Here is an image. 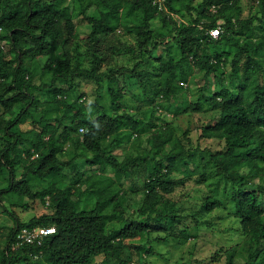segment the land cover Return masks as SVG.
I'll return each instance as SVG.
<instances>
[{
    "label": "trees",
    "instance_id": "16d2710c",
    "mask_svg": "<svg viewBox=\"0 0 264 264\" xmlns=\"http://www.w3.org/2000/svg\"><path fill=\"white\" fill-rule=\"evenodd\" d=\"M196 2L0 0V40L10 46L7 50L0 45V207L5 208L2 203L7 197L12 207L25 211L37 200L49 209L27 221L14 219L6 248L0 250L1 264H29L33 260L38 264H97L98 258L102 264H132L124 254L129 240H144L154 232L168 236L173 232V236L189 240L190 228L174 234L176 225L187 219L166 195L176 189L172 175L190 161L202 167L205 176L208 167H213L230 185L224 188L225 199L219 197L218 184L203 204L207 214L230 205L240 220L246 240L232 249L227 264H264V0H258V13L247 19L243 18L242 0ZM174 15H188L190 22L170 30L168 22ZM80 16L91 26L90 42L110 37L120 28L136 37L141 61L134 68L122 67L119 73L148 78L150 73H138L139 67L152 61L159 46L167 45V55L152 61L157 64L154 76L159 79L157 96L161 101L171 102L196 74L213 76L216 85L206 81L199 99L189 108L202 112L206 104L207 110L220 113L215 124L203 128L202 137L224 142L225 150L198 146L185 151L175 141V151L164 153L168 142L173 146V133H155L153 139H162V144L154 151L136 157L115 156L113 152L126 136H140L142 118L124 108L121 100L125 91L117 88L118 71L106 73L105 59L94 54L90 68L80 67L83 55L74 56L71 49V42L78 38L75 20ZM156 20L161 25L154 31ZM216 27H221L218 39L210 35ZM167 38L175 45L169 46ZM230 47L236 49L234 56ZM40 62L42 76L50 74V80L38 85L34 66ZM228 67L231 72H226ZM76 76L95 79L102 88L107 82L110 106L96 103L88 107L82 98L71 103ZM58 81L70 89L60 88ZM39 92L47 94L45 102L38 97ZM27 122L32 128L21 130V124ZM82 128L84 134L80 133ZM111 137L115 139L107 145ZM67 145L83 148L90 155L76 154L65 162ZM80 156L93 172L85 179L90 184L86 192L97 198L91 209L81 208L84 201L83 192L78 193L76 187L79 180L74 185L62 181V177L67 179L65 168ZM144 164L154 167L148 173L140 218L134 219L120 203L130 174ZM47 179L48 184L36 190L38 181ZM24 198L31 203L24 204ZM38 226L55 227L56 231L41 245L13 250L19 231ZM139 249L148 255L153 250L151 245Z\"/></svg>",
    "mask_w": 264,
    "mask_h": 264
},
{
    "label": "rangeland",
    "instance_id": "374dc122",
    "mask_svg": "<svg viewBox=\"0 0 264 264\" xmlns=\"http://www.w3.org/2000/svg\"><path fill=\"white\" fill-rule=\"evenodd\" d=\"M200 1L202 0H197L196 4ZM242 7L244 12L243 18L247 19L258 13L259 2L258 0H242ZM75 21L79 33L78 38L74 42H71V49L74 56L78 55V53L83 55L79 58V61L81 60L80 67L85 69L90 68L94 61V54L105 59L103 70L106 73L110 74L113 70L118 71L115 74L117 88L121 87L125 91V97L121 100L124 108L128 113H136L142 118V128L139 131L140 136L138 138L136 136L135 138L126 136L124 142L113 152L115 156L136 157L137 155H145L154 151L156 145L162 144V139L158 141L153 139L155 133H165L166 135L173 133V146L168 142L163 149L164 153L172 150L173 152L175 151V141H178V145L185 151H191L198 146L212 148L214 151L225 150L224 142L202 137L203 128L215 124L220 118V113L218 111L207 110L206 104L205 111L202 112H194L189 108L191 103H195L199 99L201 94L200 89L206 81L209 80L213 86L216 85V80L213 76L206 78L204 77V73L196 74L190 78L189 83L185 84L186 89L172 99L171 102L161 101V98L157 96L160 89L159 79L154 76L156 73L154 72V68L157 67V64H154L152 61H157V58L161 55H167V45L159 46L153 51L151 56L152 61L150 60L148 64L139 67L138 73L142 71L150 73L148 78L139 79L131 72L119 73L122 67L134 68L141 61L140 49L135 36L128 34L123 28H120L110 37L103 38L99 42L94 43L87 40V37L91 33V26L86 18L80 16ZM182 22H190V17L188 15H185V17L174 15L173 19H170L168 22L169 29L173 30ZM255 24L257 23L255 22ZM160 25V21L156 20L152 29L155 31L160 28ZM162 39H164V36ZM168 40L167 38L165 41L169 42V46L175 45L173 40ZM9 49L10 46H7V50ZM229 50L232 56H234L236 49L230 47ZM172 51H174L178 59L179 53L177 49L173 48ZM244 61L245 59L240 62L241 66ZM41 64L43 63H35L34 66L38 70V85L50 80V74L45 77L42 76ZM226 72H231L230 67L226 68ZM241 73L240 71L239 74L241 75ZM106 83L102 88L95 79L87 76H76L74 79L75 87L70 95V102L72 103L82 98L85 99V105L88 107H92L96 103L109 107V87ZM57 86L66 90L70 89V85L62 84L59 81L57 82ZM207 93L205 92L204 94L209 96ZM38 97L43 102L48 98L45 92H39ZM158 105H161L163 110H159ZM28 120L31 119L29 118ZM67 123L68 120H66L63 126ZM28 124L30 122L21 124L19 128L26 131ZM19 128L17 127V129ZM80 133L82 134L81 131ZM114 139V137L109 138L106 144L109 145ZM66 150L63 157V161L65 162L70 161L76 154L83 155V153H86L83 148L77 149L73 145H67ZM163 152L161 154H164ZM86 154L88 155L89 153ZM208 158L209 156H206V160ZM84 159L82 156L77 157L71 167H66L64 174L67 175V179L62 177V181L66 180L68 184L74 185L79 180L80 185L77 183L76 187L80 190L78 193L83 192L82 199L84 203L81 208L91 209L94 207L97 198L91 193L86 192L90 184L86 183L85 179L92 175L93 172L90 168L88 169ZM200 165H203V162ZM153 167L154 164L142 165L134 170L126 181L124 200L120 204L125 213L131 218H140L139 209L143 206L146 197L148 173ZM195 169H197V172L193 173L192 171ZM216 172L213 167H208L205 176L204 169L193 165V161H190L186 166L185 164L182 165L178 173L176 172L172 175V178L175 180L176 189L173 194L166 195V197L170 199L171 203L179 211V214L187 219L176 225L174 234L190 228L191 238L189 240L186 241L176 235L173 236V232L172 236H168L165 232H154L149 238L146 237L144 240L127 241L128 249L124 252L125 258H131L132 264H227L230 252L233 248L244 243L246 235L242 230L239 218L231 212L230 205L228 208H218L211 214H207L203 210L206 198L214 194L213 189L216 185H220L219 197L222 199L226 198L224 188L226 186L230 187L227 181L222 176L217 175ZM84 174H86V177L83 176ZM18 175H20V172ZM81 177L83 179L80 180ZM48 180L38 181L36 190H40L43 186H46ZM6 181L4 180L2 183L4 184ZM3 186L7 187V183ZM21 201L24 204L31 203L28 198L21 199ZM2 205L8 211L0 207L1 251L6 248L8 238L15 227V218L27 221L34 216L49 212V209L40 200L34 202V207L28 211H25L21 207H12L7 197L3 200ZM141 245H151L153 248L152 254L143 253L139 249ZM29 264H38V262L33 260ZM44 264L47 263L44 261ZM97 264H102V258L97 259Z\"/></svg>",
    "mask_w": 264,
    "mask_h": 264
},
{
    "label": "built area",
    "instance_id": "2783aa9c",
    "mask_svg": "<svg viewBox=\"0 0 264 264\" xmlns=\"http://www.w3.org/2000/svg\"><path fill=\"white\" fill-rule=\"evenodd\" d=\"M221 34V27H216L210 30V35L214 39H218ZM0 45L7 49V45L5 42L0 40ZM82 134L86 132L84 128L81 129ZM49 205V202H48ZM56 228L55 227H43L38 226L34 228H23L21 231H19L16 240L12 246L13 250H18L21 247H24L25 245H34L38 244L41 245L45 238L50 236L51 234L55 233Z\"/></svg>",
    "mask_w": 264,
    "mask_h": 264
},
{
    "label": "crops",
    "instance_id": "0c3cea01",
    "mask_svg": "<svg viewBox=\"0 0 264 264\" xmlns=\"http://www.w3.org/2000/svg\"><path fill=\"white\" fill-rule=\"evenodd\" d=\"M29 123V122H28ZM32 127H31V124H28L27 126H26V131H28V130H30ZM21 129V128H20ZM22 130V129H21ZM23 131H25V130H23Z\"/></svg>",
    "mask_w": 264,
    "mask_h": 264
}]
</instances>
